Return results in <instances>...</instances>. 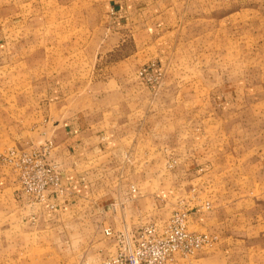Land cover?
<instances>
[{"label":"crops","instance_id":"1","mask_svg":"<svg viewBox=\"0 0 264 264\" xmlns=\"http://www.w3.org/2000/svg\"><path fill=\"white\" fill-rule=\"evenodd\" d=\"M252 22L264 0H0V149L50 142L61 188L36 202L0 164V264L23 246L43 250L35 264H103L105 229L180 210L217 241L172 264H264V151L242 152L252 86L213 80L242 70L228 34Z\"/></svg>","mask_w":264,"mask_h":264},{"label":"built area","instance_id":"2","mask_svg":"<svg viewBox=\"0 0 264 264\" xmlns=\"http://www.w3.org/2000/svg\"><path fill=\"white\" fill-rule=\"evenodd\" d=\"M145 72L143 69L140 75ZM159 79L160 74L147 80L154 83ZM51 147L52 144L47 142L37 148L12 151L4 159L17 174L21 191L36 202H43L46 193L61 192L58 166L48 161ZM208 206L205 205L206 208ZM190 213L173 212L162 223L148 224L138 231L105 229L104 235L114 241L115 253L103 264H172L178 255L189 257L199 250L211 248L217 238L189 231L187 221Z\"/></svg>","mask_w":264,"mask_h":264},{"label":"rangeland","instance_id":"3","mask_svg":"<svg viewBox=\"0 0 264 264\" xmlns=\"http://www.w3.org/2000/svg\"><path fill=\"white\" fill-rule=\"evenodd\" d=\"M228 36H230L232 42L234 43L232 48L233 50H229L228 61L229 63L234 64L242 63V67L240 68L242 70H233L228 71L227 73L217 72L213 77V80L219 81L221 78H226L227 75L229 80L242 77V81L246 80L247 84L252 86V96H248L246 98L247 101H242V152H247L244 150V147L245 144L248 143L249 151L251 155H254L257 152L260 153L261 150L264 151V24L254 22L251 24L248 23L242 28V34L237 36L228 34ZM221 58L222 56L220 55L215 56V60L212 62L215 68L220 67ZM206 74L210 73L208 72ZM254 85L257 86L256 90L253 87ZM4 95L8 96V98H12L14 95V89L12 87L11 89L6 88L5 93L0 92V97ZM2 112L3 106L0 104V119H2ZM255 126L259 129L256 130L254 128ZM212 128L216 131L219 129V126ZM196 129L204 130L206 128L204 126L203 128L199 127ZM28 144L29 142L24 143V148L9 144L6 149H0L1 166L6 165L9 167V165L4 161L7 154L12 151L18 152L19 150L27 149ZM255 145L258 147L257 149H255ZM204 204L206 205L208 202H205ZM9 252H11V250L3 253L0 249V256H2V253L4 256H7ZM20 252V255L17 256L18 262L16 264H35V261L31 258L33 256L40 255L43 250L41 248H36L33 249V252L31 253L28 247L23 246Z\"/></svg>","mask_w":264,"mask_h":264}]
</instances>
